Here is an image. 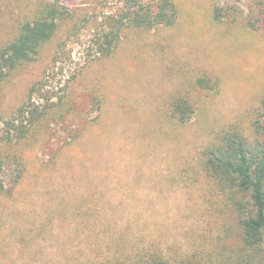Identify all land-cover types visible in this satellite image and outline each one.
<instances>
[{
    "label": "rangeland",
    "instance_id": "obj_1",
    "mask_svg": "<svg viewBox=\"0 0 264 264\" xmlns=\"http://www.w3.org/2000/svg\"><path fill=\"white\" fill-rule=\"evenodd\" d=\"M56 1L65 14L56 36L0 86V130L35 82L62 98L15 148L22 164L0 171L9 188L0 264H94L119 248L183 264H260L197 158L218 130L236 124L249 134L261 113L264 0H175L174 26L127 29L107 58L98 45L124 0H0V48L37 5ZM214 5L228 11L221 22ZM200 77L210 89L195 86ZM178 96L194 108L185 125L168 115Z\"/></svg>",
    "mask_w": 264,
    "mask_h": 264
},
{
    "label": "trees",
    "instance_id": "obj_2",
    "mask_svg": "<svg viewBox=\"0 0 264 264\" xmlns=\"http://www.w3.org/2000/svg\"><path fill=\"white\" fill-rule=\"evenodd\" d=\"M143 1L124 0L121 17L107 22L108 32L102 35L98 45L102 57L107 58L113 53L127 29L145 32L158 26L175 25L179 15L175 0ZM36 7L30 19L18 24L15 37L0 48V86L18 70L34 62L43 47L57 34L59 21L65 15L57 1L43 2ZM227 13L219 5L213 6L214 21L221 22ZM263 19L257 21L258 25H263ZM254 23L247 21V28L256 31L258 26ZM210 85V80L205 77L195 81V86L200 89H210ZM57 97L58 93L46 90L39 80L28 89L20 106L8 118L1 120L0 171L13 164H22L15 148L43 130L53 115L51 110L61 104V96ZM259 103L261 113L255 117L250 133L236 124L221 128L213 142L198 153L197 167L210 187L217 189L236 212L242 228L244 250L249 257L258 258L260 264H264V94ZM168 109L169 118L180 125L187 124L194 114L193 104L186 96L172 99ZM11 178V186H17L21 176L18 174ZM8 192L5 180L1 179L0 200ZM112 252L111 256L96 257L94 264H183L153 248H119Z\"/></svg>",
    "mask_w": 264,
    "mask_h": 264
}]
</instances>
